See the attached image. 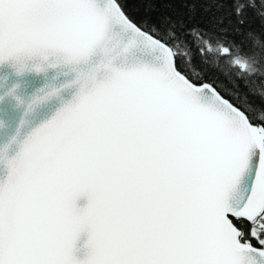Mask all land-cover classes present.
Here are the masks:
<instances>
[{
	"label": "snow or ice",
	"instance_id": "1",
	"mask_svg": "<svg viewBox=\"0 0 264 264\" xmlns=\"http://www.w3.org/2000/svg\"><path fill=\"white\" fill-rule=\"evenodd\" d=\"M139 2L0 0V264H264V0Z\"/></svg>",
	"mask_w": 264,
	"mask_h": 264
},
{
	"label": "trees",
	"instance_id": "2",
	"mask_svg": "<svg viewBox=\"0 0 264 264\" xmlns=\"http://www.w3.org/2000/svg\"><path fill=\"white\" fill-rule=\"evenodd\" d=\"M211 4V10L208 13L203 11L205 4L203 2L197 3L196 5V12L195 16L197 20L204 19L206 20L208 16H211L213 13H216L215 3L220 2V0H208ZM131 7L138 8L139 11L137 12V16L144 15V7L139 2V0H132ZM157 11L152 13L153 17L158 15H176V14H185V19L187 18V8L183 6V0H162V2H158L155 5ZM217 15L219 13H216ZM247 16H248V25L246 26L248 30L253 32L264 34V26L261 24L260 18L257 16L256 12L252 9H247ZM237 41L241 40V37H236ZM248 45L245 44V48ZM222 79V77H221Z\"/></svg>",
	"mask_w": 264,
	"mask_h": 264
},
{
	"label": "water",
	"instance_id": "3",
	"mask_svg": "<svg viewBox=\"0 0 264 264\" xmlns=\"http://www.w3.org/2000/svg\"><path fill=\"white\" fill-rule=\"evenodd\" d=\"M2 142H3V137H2V136H0V143H2ZM4 176H5V173H4V171H3L2 169H0V179H3V178H4ZM80 203H81V205H82V204H84V203H85V201H81Z\"/></svg>",
	"mask_w": 264,
	"mask_h": 264
}]
</instances>
